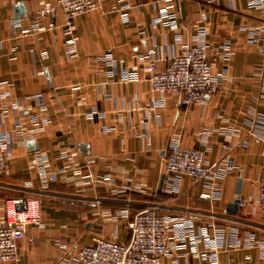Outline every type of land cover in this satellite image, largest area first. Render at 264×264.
Here are the masks:
<instances>
[{
	"label": "crops",
	"instance_id": "crops-1",
	"mask_svg": "<svg viewBox=\"0 0 264 264\" xmlns=\"http://www.w3.org/2000/svg\"><path fill=\"white\" fill-rule=\"evenodd\" d=\"M46 3L54 5L55 0H0V111L19 103L17 110H9L4 126L10 129L21 111L50 120L34 126L22 118L23 136L13 134L12 158L0 176V226L5 224L7 198H39L41 224L28 225L18 259L3 264H72V255L95 238L128 240V221L152 206L164 214L191 218L196 234L212 223L234 225L240 246L228 239L218 264H264L259 246L264 227L259 225L258 231L240 225L245 220L255 226L252 222L264 217L252 213L248 203L262 162L263 143L254 141L249 115L264 113V10L249 6L248 0H180L171 7L161 0H98L96 9L74 20L77 56L69 59L61 10L55 17L38 19L42 26L53 20V29L20 33L31 27ZM162 8L174 12L177 31L152 26ZM12 20L20 24L16 30ZM195 27L206 30L208 44L221 48L229 43L233 51L228 60L210 56L212 73L223 75L217 91L204 105H176L179 97L165 93L164 104L149 109L160 95L151 91L139 56L155 42L157 66L163 68L167 48L180 51L175 34L189 43ZM108 50L116 61L113 75L103 60ZM124 69L136 72L137 79L124 81ZM5 91L8 97H2ZM37 94L44 97V112ZM92 107L102 112L100 119L87 117ZM173 139L204 151L210 164L224 155L235 163L222 180L218 198L200 197L209 191V182L193 184L187 176L180 177L176 193L162 191L164 159ZM64 151L70 159L62 157ZM67 163L80 174L64 169ZM41 169L56 175L45 188L39 180ZM234 199L242 202L238 214L230 215L227 205ZM123 209L129 218L116 223L103 213L119 214ZM247 234L254 240L250 247L242 245ZM198 250L205 252L203 243ZM173 258L177 264H208L191 252L188 240L161 264H173Z\"/></svg>",
	"mask_w": 264,
	"mask_h": 264
},
{
	"label": "built area",
	"instance_id": "built-area-1",
	"mask_svg": "<svg viewBox=\"0 0 264 264\" xmlns=\"http://www.w3.org/2000/svg\"><path fill=\"white\" fill-rule=\"evenodd\" d=\"M168 7L179 4L180 0H161ZM249 6L264 10V0H248ZM98 7V0H55V4L46 3L37 11V17L31 27L21 29V34H29L33 31H44L53 29L55 23L49 21L42 26L38 19L49 14L55 17L58 10H61L65 22L61 29L65 36V53L69 59L77 56V42L79 37L74 32V20L79 15L94 10ZM13 30L19 27L17 20H12ZM162 25L177 31L175 14L168 8L159 10L158 15L153 18L152 26ZM194 35L191 42L184 43L180 35L175 34V44L180 46L179 53L171 52L167 48L166 64L158 68L160 60L156 43H152L145 52L139 56L143 63V71L147 73V80L152 92L159 93V98L152 100L149 109L164 104L165 93L174 94L179 97L176 103H197L204 105L206 97L215 93L218 89L219 79L223 75H215L211 71L210 56L219 55L228 60L233 51L229 43L223 47L210 45L206 40V30L201 27L194 28ZM254 34V32H249ZM45 57V53L42 54ZM15 59V57H11ZM103 60L109 66L110 73L116 72V61L108 50ZM43 74L44 71H39ZM124 81H135L137 73L121 70ZM9 91H5L2 97H8ZM41 112L46 111L44 97L41 94L35 95ZM19 103H12L9 108L0 111V176L4 175L8 161L12 158L13 134L23 136L22 118H26L34 126L46 125L50 122L47 116L26 114L21 111L19 117L14 121L11 128L4 126L9 110H17ZM90 119H100L102 112L92 107L87 113ZM251 135L256 143H263L262 162L256 179L252 181L253 192L248 197V203L252 213H259L264 216V113L250 112ZM147 121L144 122V125ZM229 133L233 130L228 129ZM207 133L203 135L202 141L206 139ZM231 135V134H230ZM62 157L70 159L64 151ZM166 175L162 181V191L166 194H174L178 191L179 179L187 176L193 184L207 180L209 191L200 193V197L214 199L220 196L223 185V178L232 173L235 163L224 155L218 163L210 164L205 152L197 148H186L181 145L178 139L169 142L167 154L164 159ZM64 169H72L74 174H80V170L71 167L70 163L63 166ZM39 180L42 187H47L49 182L56 180L54 173L48 174L44 169L39 171ZM40 199L37 197L7 198L4 201L5 224L0 226V264L14 262L18 259L20 240L26 235V229L31 224H41ZM113 222L119 219H128L127 209L119 214L104 211ZM129 238L126 241L115 239L95 238L92 244L80 247L71 257L72 264H161L163 257H173L176 247L185 246L189 241L191 252L194 255L203 256L208 264H218V254L228 239H234L232 245L240 246L236 240L238 231L234 225L227 227L216 226L213 223L204 227L200 233L194 232V222L185 216H173L162 213L157 206L137 212L128 221ZM170 231L172 235H170ZM174 239L177 241L174 244ZM203 243L205 252L200 253L198 244ZM258 243V242H257ZM254 244L252 235L247 234L242 245L251 246ZM264 253V241L259 242ZM173 264H177L173 258Z\"/></svg>",
	"mask_w": 264,
	"mask_h": 264
},
{
	"label": "rangeland",
	"instance_id": "rangeland-1",
	"mask_svg": "<svg viewBox=\"0 0 264 264\" xmlns=\"http://www.w3.org/2000/svg\"><path fill=\"white\" fill-rule=\"evenodd\" d=\"M251 217H255V216H250V218ZM251 219H253V218H251ZM255 221L256 222H252V223L255 224V226L250 225L249 223H251V222H247L245 220L240 221V225L242 226V228H246V229L247 228H249V229L253 228V229H256V230L260 231L261 230L260 226L264 227V217L258 216V218H256Z\"/></svg>",
	"mask_w": 264,
	"mask_h": 264
},
{
	"label": "water",
	"instance_id": "water-1",
	"mask_svg": "<svg viewBox=\"0 0 264 264\" xmlns=\"http://www.w3.org/2000/svg\"><path fill=\"white\" fill-rule=\"evenodd\" d=\"M241 202L242 201L240 199H234L227 205V213L230 215H237Z\"/></svg>",
	"mask_w": 264,
	"mask_h": 264
},
{
	"label": "trees",
	"instance_id": "trees-1",
	"mask_svg": "<svg viewBox=\"0 0 264 264\" xmlns=\"http://www.w3.org/2000/svg\"><path fill=\"white\" fill-rule=\"evenodd\" d=\"M135 215V214H134ZM133 218V217H132Z\"/></svg>",
	"mask_w": 264,
	"mask_h": 264
}]
</instances>
